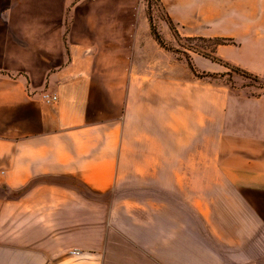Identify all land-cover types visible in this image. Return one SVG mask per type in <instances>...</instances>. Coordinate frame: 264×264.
<instances>
[{"label":"crops","instance_id":"1","mask_svg":"<svg viewBox=\"0 0 264 264\" xmlns=\"http://www.w3.org/2000/svg\"><path fill=\"white\" fill-rule=\"evenodd\" d=\"M160 2L264 78V0ZM189 70L144 0H0V264H264V90Z\"/></svg>","mask_w":264,"mask_h":264},{"label":"rangeland","instance_id":"2","mask_svg":"<svg viewBox=\"0 0 264 264\" xmlns=\"http://www.w3.org/2000/svg\"><path fill=\"white\" fill-rule=\"evenodd\" d=\"M144 4L149 19L151 18L156 30L165 41L166 48L162 45L161 46L172 51L175 55L188 63L190 67L189 71H192L196 79L204 81L214 80L219 82L222 87L227 88H246L253 94H259L264 90V78L262 77L258 80L253 77L249 78L241 73L233 71L231 68L228 66L226 67L223 64L220 66V71L212 72L205 68L209 65L208 58L211 59L212 57H215L214 49L218 44V40L224 38L207 39L179 36L176 34L174 23L173 28L170 26L166 8L162 5L160 0H144ZM188 60L192 61L194 64L197 74L192 70ZM202 73L208 74V76H201ZM17 195H19V193L14 194V196Z\"/></svg>","mask_w":264,"mask_h":264},{"label":"trees","instance_id":"3","mask_svg":"<svg viewBox=\"0 0 264 264\" xmlns=\"http://www.w3.org/2000/svg\"><path fill=\"white\" fill-rule=\"evenodd\" d=\"M168 22H169L170 26L173 28V23H172L171 19L168 18ZM150 23H151L152 33H153L154 37L157 39V41H158L162 46H164V47L166 48L165 41H164V39L161 37L160 33L156 30V28H155V26H154V24H153L151 18H150ZM227 41H228V39H222V40H218L217 43H224V42H227ZM212 59H214V60H216V61H219L220 63H222V64L225 65L226 67L228 66V67L231 68L233 71L238 72V73H241L242 75H244V76H246V77H249V78L253 77V78L256 79V80L260 79V77H259L258 75H254V74L248 72L247 70H244V69H242V68H240V67H238V66H234V65H232V64H230V63H228V62H225V61H223V60H221V59H218V58H216V57H212ZM188 62H189V64H190L192 70L194 71V73L197 74V70H196L194 64L192 63V61H189V60H188ZM201 76H208V74H204V73H202ZM210 76H211V75H210Z\"/></svg>","mask_w":264,"mask_h":264},{"label":"built area","instance_id":"4","mask_svg":"<svg viewBox=\"0 0 264 264\" xmlns=\"http://www.w3.org/2000/svg\"><path fill=\"white\" fill-rule=\"evenodd\" d=\"M43 97L46 99L48 102H55L58 99V96L55 94H49V93H44Z\"/></svg>","mask_w":264,"mask_h":264}]
</instances>
